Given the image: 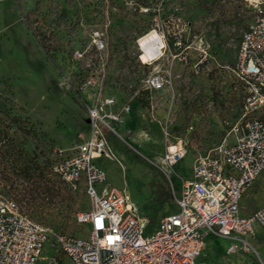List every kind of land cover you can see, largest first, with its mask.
I'll use <instances>...</instances> for the list:
<instances>
[{
    "label": "rangeland",
    "instance_id": "374dc122",
    "mask_svg": "<svg viewBox=\"0 0 264 264\" xmlns=\"http://www.w3.org/2000/svg\"><path fill=\"white\" fill-rule=\"evenodd\" d=\"M250 2L0 0V199L14 200L46 230L44 255L56 252L55 232L88 234L89 226L75 220L89 203L82 186L69 190L48 166L85 140L86 107L97 98L129 101L119 136L107 135L112 158L96 163L105 182L124 189L138 206L146 233L177 208L169 183L175 174L189 175L197 156L234 139L242 93L224 66L234 61L241 34L253 21ZM150 30L162 39V52L158 60L142 61L137 39ZM174 34L189 45L178 56L170 45ZM201 44L210 57L196 73L191 65ZM153 72L170 81L145 91ZM169 146L181 148L183 156L165 168ZM22 159L30 170H42L50 190L20 170ZM262 204L264 170L244 191L240 207L250 213ZM248 242L249 250L227 254V240L210 235L198 261L264 264V231L256 226ZM62 264L70 263L62 258Z\"/></svg>",
    "mask_w": 264,
    "mask_h": 264
},
{
    "label": "built area",
    "instance_id": "2783aa9c",
    "mask_svg": "<svg viewBox=\"0 0 264 264\" xmlns=\"http://www.w3.org/2000/svg\"><path fill=\"white\" fill-rule=\"evenodd\" d=\"M250 3L253 21L241 34L234 61L224 66L234 77V88L242 93L238 120L231 129L234 139L197 156L189 175L175 174L176 179L170 180L176 210L146 233L147 222L126 191L105 182L96 159L112 158L107 135L119 136L118 125L130 104L103 95L86 107L85 140L50 165L70 189L82 186L89 203L75 220L89 226L86 238L55 232L51 244L56 252L44 255L46 230L21 213L14 200L0 199V264L39 260L60 264V259L62 264V258L70 264H200L198 258L210 235L227 240V254L250 249L248 237L255 227L264 231V204L248 214L240 209L244 191L264 170V0ZM188 46L175 34L173 56ZM161 52L148 60H158ZM209 57L207 45L201 44L192 70L201 71ZM169 81L168 76L153 72L145 78L144 90H159ZM182 156L181 148L169 146L163 165L168 168Z\"/></svg>",
    "mask_w": 264,
    "mask_h": 264
},
{
    "label": "bare ground",
    "instance_id": "6f19581e",
    "mask_svg": "<svg viewBox=\"0 0 264 264\" xmlns=\"http://www.w3.org/2000/svg\"><path fill=\"white\" fill-rule=\"evenodd\" d=\"M139 49L142 51L140 58L148 60L161 52L162 40L154 30L148 31L137 39Z\"/></svg>",
    "mask_w": 264,
    "mask_h": 264
},
{
    "label": "trees",
    "instance_id": "16d2710c",
    "mask_svg": "<svg viewBox=\"0 0 264 264\" xmlns=\"http://www.w3.org/2000/svg\"><path fill=\"white\" fill-rule=\"evenodd\" d=\"M175 35V34H174ZM173 42H174V36L172 37V40H170V45H172L173 46ZM19 153H21V152H19ZM21 157H23L24 158V156H21ZM24 162H25V160L24 159H22ZM50 165L48 166V169H49V173L51 174V175H53V176H56V178H58L60 181H63V180H61L57 175H55L54 173H52L51 172V170H50ZM30 166H29V164H28V162H25V164L24 165H22V167H20V170H22L23 172H24V174H26V176H31V177H37V178H39L40 180L39 181H41L42 182V185H45V188L46 189H44V191H48V189L50 190L51 188H50V186H46V185H48V182H47V180L44 178V174H43V172H42V170L40 169V168H37V166L34 168V169H32V170H30ZM35 169H36V171L37 172H35ZM43 179V180H42ZM64 182V181H63ZM65 186L69 189V190H72V189H70L69 188V186L67 185V184H65ZM44 188V187H43ZM75 190H77V189H75ZM72 191H74V190H72ZM60 261V264H61V259L59 260Z\"/></svg>",
    "mask_w": 264,
    "mask_h": 264
},
{
    "label": "crops",
    "instance_id": "0c3cea01",
    "mask_svg": "<svg viewBox=\"0 0 264 264\" xmlns=\"http://www.w3.org/2000/svg\"><path fill=\"white\" fill-rule=\"evenodd\" d=\"M240 209H241V207H240ZM241 213L242 214H248V213H243L242 211H241ZM206 240H207V238H206ZM206 240H205V244H206ZM205 246V245H204ZM200 257V256H199ZM199 259V258H198Z\"/></svg>",
    "mask_w": 264,
    "mask_h": 264
},
{
    "label": "water",
    "instance_id": "95a60500",
    "mask_svg": "<svg viewBox=\"0 0 264 264\" xmlns=\"http://www.w3.org/2000/svg\"><path fill=\"white\" fill-rule=\"evenodd\" d=\"M86 122H87V120H86Z\"/></svg>",
    "mask_w": 264,
    "mask_h": 264
}]
</instances>
